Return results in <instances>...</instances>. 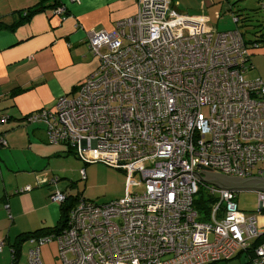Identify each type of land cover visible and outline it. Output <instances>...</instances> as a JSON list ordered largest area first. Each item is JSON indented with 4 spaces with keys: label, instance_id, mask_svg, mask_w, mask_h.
I'll return each instance as SVG.
<instances>
[{
    "label": "built area",
    "instance_id": "2783aa9c",
    "mask_svg": "<svg viewBox=\"0 0 264 264\" xmlns=\"http://www.w3.org/2000/svg\"><path fill=\"white\" fill-rule=\"evenodd\" d=\"M55 1L54 12L64 14ZM169 4L138 0L115 29L89 33L96 69L74 96L28 115L45 123L49 144L127 177L123 196L79 197L61 229L30 235L29 264H43L39 247L54 239L62 264H207L239 252L248 264H264L256 214L239 208L237 193L192 173L264 177V82L244 76L252 65L238 28L217 31L201 17L170 15ZM135 175L143 187L130 193ZM257 193L262 212L264 191ZM49 198L67 199L62 191Z\"/></svg>",
    "mask_w": 264,
    "mask_h": 264
},
{
    "label": "crops",
    "instance_id": "0c3cea01",
    "mask_svg": "<svg viewBox=\"0 0 264 264\" xmlns=\"http://www.w3.org/2000/svg\"><path fill=\"white\" fill-rule=\"evenodd\" d=\"M60 2L66 9L62 15L53 10L55 0H0V119L5 118L0 122V137H3L0 141V241L4 242L0 264H29L27 255L32 243L26 235L35 230L48 231L60 224L61 203L49 198L52 192L62 191L70 200L83 197L78 189L80 180L86 179L80 173L86 163L76 156L69 157L66 146L49 144L45 123L29 121L28 115L53 109L61 95L74 96L79 83L98 65V57L88 44L89 33L111 31L117 21L134 15L138 9V0ZM263 4L264 0H170L168 14L201 17L217 31L233 28L257 31L247 38L250 41L261 35L256 37L260 39L257 46L247 44L252 65L247 73L264 82V14L256 10L259 6L263 8ZM28 9L37 10L24 17ZM234 16L239 18L237 22ZM69 160L78 169L74 173L76 181L71 184L60 181L65 177L56 175L66 173ZM112 168L127 184L126 172ZM52 176L57 178L49 183ZM28 184L32 188L23 191ZM258 222L263 229L264 221ZM8 243L17 246V261H11ZM52 247L55 249V243L50 248L40 245L43 263L62 264L61 259L50 261L46 257L45 252ZM22 255L26 256L23 260ZM246 262L245 252H239L228 261L207 264Z\"/></svg>",
    "mask_w": 264,
    "mask_h": 264
},
{
    "label": "rangeland",
    "instance_id": "374dc122",
    "mask_svg": "<svg viewBox=\"0 0 264 264\" xmlns=\"http://www.w3.org/2000/svg\"><path fill=\"white\" fill-rule=\"evenodd\" d=\"M256 10L259 11V14H264V8H262L261 6H259ZM250 11L254 12L255 9ZM232 25L233 24L230 23V26ZM242 33L244 37L247 39L248 36H250L251 32L249 29L248 31L245 30L242 31ZM101 52L103 54H106L108 52V49L102 48ZM249 75H251L250 72L244 73V76L246 78L251 77ZM203 112H206L205 108H203ZM72 155L75 157L74 154H70L68 156L71 157ZM74 157H72V159L78 160ZM81 160L83 163L85 162L83 159ZM85 163L86 164L83 165V169H85L84 171H85L86 179L80 180L81 184L78 190L81 191V194L79 195H82L84 198L88 200H92L97 203L108 202L112 199L119 198L124 195V192H126V183L125 181L120 180V176L117 172L112 171L113 169L112 167L106 166L107 164L101 161H90ZM75 166L76 163L73 160H69L65 165V168H67L66 173L65 174L56 173L57 176L65 177L60 181H68L69 183L71 181L73 182L76 181V176L74 175V173L76 172L75 170L77 169V167ZM124 176L126 177V175ZM135 179L138 181V183L133 184L131 187H129L130 193L142 190L143 185L140 180V177L138 175H135ZM257 197H258V193L255 191H240L237 193L236 201L241 210H244L245 212L255 213L258 218V221L260 220V222L262 223L264 221V211L262 212L257 211ZM48 243L49 244H47L46 242L42 245L50 248L51 245H54L55 243V249H53V247L51 249H48L49 251L45 252L46 257L50 261L51 260L54 261L53 259L60 260L57 240L54 239L49 241ZM25 257H26L25 255H22V260Z\"/></svg>",
    "mask_w": 264,
    "mask_h": 264
},
{
    "label": "water",
    "instance_id": "95a60500",
    "mask_svg": "<svg viewBox=\"0 0 264 264\" xmlns=\"http://www.w3.org/2000/svg\"><path fill=\"white\" fill-rule=\"evenodd\" d=\"M3 122V121H0ZM205 173V177L200 176L197 172L192 173L203 181L216 187L229 189L235 193L240 191H264V177L251 176L242 178L239 176H226L224 174L199 170Z\"/></svg>",
    "mask_w": 264,
    "mask_h": 264
},
{
    "label": "trees",
    "instance_id": "16d2710c",
    "mask_svg": "<svg viewBox=\"0 0 264 264\" xmlns=\"http://www.w3.org/2000/svg\"><path fill=\"white\" fill-rule=\"evenodd\" d=\"M37 9H28V10H26L25 12H24V17L25 16H28L30 13H32V11H36ZM30 12V13H29ZM238 20H239V18H237ZM254 27H257V25H255ZM253 30V29H252ZM251 29H250V32L251 33H256L255 31L253 32ZM241 34H242V32H241ZM258 35H260V34H257L256 35V37L258 36ZM255 37V39L254 40H252V39H250V41H248L244 36H243V39H244V41L248 44V43H250L252 46H254V43H256L258 40H260L259 38H256ZM260 37H261V35H260ZM252 40V41H251ZM247 50H248V56H247V61L249 60V62L251 63V60H250V52H249V47H247ZM2 136H1V140L0 141H2ZM1 143V142H0ZM68 154H73L71 151H68V149L66 148V150H65ZM55 177H57V176H55ZM66 201L64 202V203H67L68 202V204L66 205V206H64L63 207V204L64 203H62L61 204V211H62V216H63V218L61 219V222H60V224L58 225V226H55V227H53V228H51V229H49L48 231H37V230H35V231H32V232H29L27 235H26V237L27 238H29L30 237V235H38V234H46L47 232H54V231H58L59 230V227H60V229L62 228L61 226L63 225V223H64V221H65V218L67 217V213H68V209H69V207L71 206V205H73L75 202H76V200L75 199H72V200H70V197L66 194ZM195 201L197 202V203H200L201 202V196L200 197H197L196 199H195ZM202 204V203H201ZM200 204V205H201ZM3 244H4V242H3ZM9 244V247H10V253H11V250L13 251V258H11V261L12 262H14V261H17V259H18V248H17V246L16 245H14V243H8ZM3 246V245H2ZM11 255H12V253H11ZM27 258H28V255H27ZM248 258H247V262H246V264H248Z\"/></svg>",
    "mask_w": 264,
    "mask_h": 264
}]
</instances>
